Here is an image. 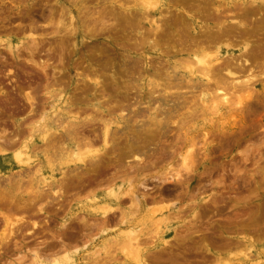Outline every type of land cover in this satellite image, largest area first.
<instances>
[{"label":"rangeland","instance_id":"obj_1","mask_svg":"<svg viewBox=\"0 0 264 264\" xmlns=\"http://www.w3.org/2000/svg\"><path fill=\"white\" fill-rule=\"evenodd\" d=\"M248 3L0 0V264H264V1ZM192 54L218 58L212 80ZM219 84L231 104L210 112Z\"/></svg>","mask_w":264,"mask_h":264},{"label":"bare ground","instance_id":"obj_2","mask_svg":"<svg viewBox=\"0 0 264 264\" xmlns=\"http://www.w3.org/2000/svg\"><path fill=\"white\" fill-rule=\"evenodd\" d=\"M21 1H22V0H21ZM35 1H36V0H35ZM74 1H75V0H74ZM263 1H264V0H249V1L240 0L241 5H242L243 8H244L245 6H247V4H246L247 2H250V3H248L249 5H250V4H252V5L256 4V5H254V6L257 7V6H260V4L263 3ZM147 2H149V1H147ZM208 2H209V1H208ZM217 2H218V1H217ZM260 2H262V3H260ZM232 3H233V2H232ZM259 3H260V4H259ZM117 4H118V3H117ZM148 4H149V3H148ZM148 4H147V6H148ZM203 4H204V3H203ZM206 4H207V3H206ZM206 4H204V5H206ZM209 4H210V2H209ZM230 4H231V3H230ZM236 4L239 5V3H236ZM245 4H246V5H245ZM136 5H137V4H136ZM154 5H155V4H154ZM228 5H229V3H228ZM233 5H234V3H233ZM243 5H245V6H243ZM31 6H33V5L31 4ZM80 6H81V5H80ZM194 6H195V5H194ZM148 7H149V6H148ZM214 7H215V6H214ZM231 7H232V6H231ZM233 7H235V6H233ZM233 7H232L233 11H235V12L237 13L238 11H236V9H234ZM240 7H241V6H240ZM216 8H217V7H216ZM228 8H229V6H228ZM235 8H236V7H235ZM245 8H246V7H245ZM245 8H244V9H245ZM257 8H258V7H257ZM31 9H32V8H31ZM224 9H226V8L224 7ZM229 9H231V8H229ZM237 9H238V7H237ZM244 9H243V10H244ZM70 10H71V9H70ZM227 10H228V9H227ZM247 10H248V9H246V11H247ZM147 11H148V9H147ZM197 11H198V10H197ZM229 12H230V11H229ZM243 12H244V11H243ZM258 12H259V11H258ZM96 13H97V12H96ZM111 13H113V12H111ZM224 13H225V12H224ZM238 13H239V12H238ZM238 13H237V14H238ZM241 13H242V12H241ZM244 13H245V12H244ZM97 14H98V13H97ZM97 14H96V15H97ZM137 14H138V13H137ZM233 14H234V13H233ZM239 14H240V13H239ZM239 14H238V15H239ZM47 15H48V14H47ZM142 15H143V14H142ZM206 15H207V14H206ZM210 15H212V14H210ZM219 15H220V14H219ZM234 15L236 16V14H234ZM238 15H237V16H238ZM247 15H248V13H246V16H244V15H243V16H244V18L247 17V20H248V18H249L248 16H250V15H248V16H247ZM40 16H41V15H40ZM92 16H93V15H92ZM114 16H115V15H113V17H114ZM116 16H117V15H116ZM202 16H203V15H202ZM217 16H218V15H217ZM225 16H226V15H225ZM232 16H233V15H232ZM235 16H233V18H236ZM240 16H241V14H240ZM243 16H241V17H243ZM48 17H49V16H48ZM94 17H95V16H94ZM96 17H97V16H96ZM98 17H99V15H98ZM100 17H101V16H100ZM117 17H118V16H117ZM119 17H120V16H119ZM121 17H122V16H121ZM142 17H144V16H142ZM145 17H146V16H145ZM230 17H231V16H230ZM241 17H240V18H241ZM262 17H263V16H262ZM54 18H55V17H54ZM56 18H57V17H56ZM123 18H124V17H123ZM207 18H208V17H207ZM222 18H223V16H222ZM224 18H225V17H224ZM226 18H227V17H226ZM238 18H239V17H238ZM252 18H253V16H252ZM92 19H93V18H92ZM100 19L103 20L102 17H101ZM100 19L97 18V20L100 21L99 23H102V24L104 25V22H103V21L101 22ZM126 19H127V18H125V20H126ZM128 19H129V18H128ZM144 19H145V18H144ZM220 19H221V18H220ZM245 19H246V18H245ZM245 19H244V20H245ZM256 19H257V18H256ZM263 19H264V18H263ZM118 20H119V19H118ZM153 20H154V19H153ZM153 20H152V21H153ZM208 20H209V19H208ZM212 20H213V19H212ZM232 20H235V19H232ZM237 20H239V19H236L235 21H237ZM51 21H52V19H51ZM95 21H96V20H95ZM95 21H94L93 23L96 24L98 21H97V22H95ZM104 21H105V20H104ZM239 21H240V20H239ZM248 21H250V19H249ZM253 21H254V20H253ZM263 21H264V20H263ZM91 22H92V21H91ZM125 22H126V21H125ZM130 22H131V21H130ZM139 22H140V21H139ZM244 22H245V21H244ZM258 22H259V21H258ZM56 23H57V22H56ZM99 23H98V24H99ZM106 23H108V22H106ZM106 23H105V27H106ZM153 23L156 25V23H159V22H156V21L154 22V21H153ZM218 23H219V22H218ZM218 23H215V24H218ZM223 23H224V22H223ZM232 23H233V22H232ZM246 23H247V22H246ZM102 24H101V25H102ZM136 24H137V23H136ZM148 24H149V23H148ZM191 24H192V23H191ZM219 24H221V23H219ZM103 25H102V28L104 27ZM137 25H138V24H137ZM221 25H222V24H221ZM221 25H220V26H221ZM225 25H227V24H224V27H225ZM259 25H260V24H259ZM30 26H31V25H30ZM58 26H59V25H58ZM86 26H87V25H86ZM158 26H159V25H158ZM184 26H185V25H184ZM257 26H258V25H257ZM92 27H93V26H92ZM94 27H97V28H98L99 25H96V26H94ZM105 27H104V28H105ZM133 27H134V26H133ZM217 27H219V26H215L214 28H217ZM239 27H240V26H239ZM243 27H244V25H243ZM19 28H20V27H19ZM86 28H87V27H86ZM102 28H101V29L99 28V29L102 30ZM154 28H155V27H154ZM159 28H160V26L158 27V29H159ZM186 28H187V27H186ZM186 28H185V29H186ZM206 28H207V27H206ZM211 28H212V27H211ZM222 28H223V27H222ZM260 28H261V27H260ZM91 29H92V28H91ZM105 29H106V28H105ZM113 29H114V28H113ZM187 29H188V28H187ZM187 29H186V31H188ZM193 29H194V28H193ZM200 29H201V28H200ZM219 29H220V28H219ZM223 29H224V28H223ZM225 29H226V27H225ZM11 30H12V29L10 28V31H11ZM87 30H88V29H87ZM87 30H86V31H87ZM97 30H98V29H97ZM97 30H96V31H97ZM103 30H104V29H103ZM204 30L207 32L206 29H204ZM204 30H203V31H204ZM214 30H215V29H214ZM214 30H213V31H214ZM220 30H221V29H220ZM220 30H218V31H220ZM8 31H9V30H8ZM53 31H57V29H55V30H53ZM74 31H75V30H74ZM94 31H95V28H94ZM98 31H99V30H98ZM107 31H108V30H107ZM183 31H184V29H183ZM208 31H209V30H208ZM216 31H217V29H216ZM224 31H225V30H224ZM224 31H222V32H224ZM252 31H253V30H252ZM58 32H59V29H58ZM60 32H62V31H60ZM87 32H88V31H87ZM91 32H92V31H91ZM214 32H215V31H214ZM222 32L220 31V34H221ZM62 33H63V32H62ZM82 33H83V32H82ZM96 33H97V32H96ZM96 33H95V34H96ZM202 33H203V32H202ZM224 33H225V32H224ZM224 33H222L221 35L223 36ZM45 34H46V33H45ZM84 34H85V33H84ZM98 34H99V33H98ZM98 34H97V36H98ZM225 34H226V33H225ZM231 34H232V33H231ZM239 34H241V33H239ZM28 35H29V34H28ZM32 35H33V34H32ZM51 35H52V34H51ZM89 35H91V34H89ZM92 35H93V34H92ZM184 35H185V32H184ZM202 35H203V34H202ZM204 35H205V34H204ZM207 35H208V33L206 34V36H207ZM226 35H227V34H226ZM226 35H225V36H226ZM232 35H233V34H232ZM39 36H40V35H39ZM79 36H80V35H79ZM85 36H86V35H85ZM143 36H144V34H143ZM158 36H159V35H158ZM158 36H157V37H158ZM188 36H190V34H189ZM233 36H237V35H233ZM233 36H232V37H233ZM30 37H31V36H30ZM80 37L83 38L84 36L81 35ZM155 37H156V36H155ZM184 37H185V36H184ZM186 37H187V36H186ZM186 37H185V38H186ZM203 37H204V36H203ZM203 37H201V38H203ZM207 37H208V36H207ZM239 37H240V36H239ZM239 37H238V38H239ZM77 38H78V36H77ZM133 38H134V37H133ZM143 38H144V37H143ZM145 38H146V36H145ZM213 38H215V37H213ZM225 38H226V37H225ZM234 38H235V37H234ZM32 39H34V38H31V40H32ZM138 39H139V38H138ZM138 39H137V40H138ZM190 39H191V38H190ZM210 39H211V38H210ZM223 39H224V38H223ZM232 39H233V38H232ZM242 39H244V38H242ZM246 39H247V38H246ZM39 40H40V39H39ZM135 40H136V39H135ZM139 40H140V39H139ZM143 40H144V39H143ZM152 40H153V39H152ZM154 40H155V39H154ZM230 40H231V39H230ZM253 40H254V39H253ZM33 41H34V40H33ZM33 41H32V42H33ZM61 41H62V39H61ZM141 41H142V40H141ZM192 41H193V40H192ZM210 41H211V40H210ZM216 41H217V40H216ZM227 41H228V40H227ZM240 41H241V40H240ZM248 41H250V40H248ZM34 42H35V41H34ZM139 42H140V41H139ZM139 42H138V43H139ZM194 42H195V41H194ZM201 42H202V41H201ZM241 42H242V41H241ZM252 42H253V41H252ZM25 43H26V41H25ZM28 43H29V41H28ZM136 43H137V42H136ZM142 43H143V42H142ZM196 43H198V42H196ZM213 43H215V40L213 41ZM228 43H229V42H228ZM231 43H232V42H231ZM62 44H63V43H62ZM62 44H60V45H62ZM201 44H203V42H202ZM210 44H211V42H210ZM216 44H217V43H216ZM31 45H32V44H31ZM136 45H138V44H136ZM142 45H143V44H142ZM142 45H141V46H142ZM190 45H191V44H190ZM193 45H194V44H193ZM198 45H200V44H198ZM27 46H28V45H27ZM32 46H33V45H32ZM133 46H134V44H133ZM200 46H201V45H200ZM211 46H212V45H211ZM24 47H25V46H24ZM30 47H31V46H30ZM136 47H137V46H136ZM187 47H188V46H187ZM187 47H186V48H187ZM190 47H191V46H189L188 48H190ZM197 47H199V46H197ZM208 47H209V46H208ZM226 47H227V46H226ZM134 48H135V46H134ZM138 48H140V47H138ZM193 48H194V47H193ZM203 48H204V47H203ZM26 49H28V48H26ZM60 49H61V48H60ZM62 49H63V48H62ZM195 49H196V48H195ZM195 49H194V50H195ZM198 49H199V48H198ZM15 50H16V49H15ZM49 50H51V49H49ZM52 50H53V49H52ZM134 50H135V49H134ZM188 50H189V49H187V51H188ZM190 50H191V49H190ZM247 50H248V48H247ZM16 51L18 52V50H16ZM27 51H28V50H27ZM53 51H54V50H53ZM10 52H11V51H9V53H10ZM192 52H193V51H192ZM206 52H207V51H206ZM249 52H250V51H249ZM186 53H187V52H186ZM204 53H205V52H204ZM28 54H29V52H28ZM30 54H31V52H30ZM34 54H35V52H34ZM192 55H193V54H192ZM199 55H200V54H199ZM204 55H205V54H203L202 56H201V55H200V56L193 55V56H194V62H193V64H194V65L197 64V65H196V68H197V66H198V70H199V72L201 71V76H202L205 80L209 81V80H212L211 77H213V75H214V74L212 73V70H213V67L216 66L215 63L218 61V58L214 59V60L211 61V62L209 61V62H210V63H209V62L206 61V59H207L206 57L210 58V56H213V54L210 55V56H207V55H206V57H205ZM243 55H245V54H243ZM17 56H18V55H17ZM17 56H16V57H17ZM29 56H30V55H29ZM32 57H33V56H32ZM224 57H225V56H224ZM226 57H227V56H226ZM231 57H232V56H231ZM240 57H241V56H240ZM30 58H31V57H30ZM228 58H229V57H228ZM233 58H234V57H233ZM237 58H238V57H237ZM244 58H245V57H244ZM147 59H148V58L146 57V61H147ZM239 59H240V58H239ZM186 60H187V58H186ZM208 60H209V59H208ZM222 60H225V59H222ZM227 60H228V59H227ZM150 61H151V60H150ZM220 61H221V60H220ZM241 61H242V60H241ZM148 62H149V61H148ZM218 62H219V61H218ZM226 62H227V61H226ZM235 62H236V61H235ZM141 63H142V62H141ZM149 63H150V62H149ZM165 63H166V62H165ZM186 63H190L189 60H188V62H186ZM228 63H229V62H228ZM236 63H237V62H236ZM137 64H138V63L136 62V65H135V63H134L133 66H134V67H135V66L137 67ZM145 64H146V62H145ZM219 64H221V63L219 62ZM223 64H224V63H223ZM229 64H230V63H229ZM237 64H238V63H237ZM241 64H242V63H241ZM247 64H248V63H247ZM186 65H187V64H186ZM232 65H233V64H232ZM143 66H144V65H143ZM150 66H151V65H150ZM223 66H224V65H223ZM230 66H231V65H228V64L226 65V63H225V67H224V69H225V71L227 72L228 75H233L232 70H230V68H229ZM234 66H235V65H234ZM234 66H233V67H234ZM236 66H237V65H236ZM128 67H129V66H128ZM134 67H133V68H134ZM136 67H135V68H136ZM138 67H139V65H138ZM160 67H161V66H160ZM220 67H221V66H220ZM162 68H163V67H162ZM186 68H187V70H189V72H190L191 74L196 75V72H195V70H194V68H195L194 66L191 67L190 65H187ZM217 68H219V67H217ZM217 68H215V69L217 70ZM234 68H235V67H234ZM140 69H141V65H140ZM219 69H220V68H219ZM219 69H218V71H219ZM221 69H222V68H221ZM231 69H232V68H231ZM235 69H236V68H235ZM141 70H142V69H141ZM164 70H165V69H164ZM238 70H240V69H237V70H235V71H238ZM242 70H243V69H242ZM134 71H135V69H134ZM137 71H138V68H137ZM159 71H161V70H159ZM165 71H168V70H165ZM214 71H215V70H214ZM132 72H133V70H132ZM135 72H136V71H135ZM135 72H134V73H135ZM220 72H221V71H220ZM128 73H129V72H128ZM130 73H131V72H130ZM136 73H137V72H136ZM158 73H159V72H158ZM158 73H157V74H158ZM215 73H216V72H215ZM239 73H241V72H239ZM239 73H238V74H239ZM137 74H138V73H137ZM140 74H141V73H140ZM161 74H162V72H161ZM161 74H159V75H161ZM171 74H173V73H171ZM220 74L223 75L222 73H220ZM134 75H135V74H133V76H134ZM164 75H165V74H164ZM216 75H217V74H216ZM225 75H226V74H225ZM241 75H242V74H241ZM95 76L97 77V75H95ZM95 76H94V77H95ZM166 76H167V75H166ZM173 76H175V75H173ZM189 76H190V75H189ZM191 76H192V75H191ZM239 76H240V75H239ZM247 76H248V75H247ZM99 77H100V75H99ZM158 77H159V76H158ZM160 77H161V76H160ZM215 77H217V76H215ZM219 77H220V76H219ZM219 77H218V79H219ZM222 77H223V76H222ZM228 77L230 78L231 76H228ZM244 77H245V76H244ZM86 78H87V77H86ZM115 78H116V77H114V79H115ZM163 78H164V77H163ZM165 78H166V77H165ZM165 78H164V79H165ZM167 78H168V77H167ZM167 78H166V79H167ZM175 78H177V77H175ZM179 78H180V77H179ZM179 78H178V79H179ZM220 78H221V77H220ZM223 78L225 79V77H223ZM252 78H254V77H253V76H252V77L250 76V79H252ZM89 79H91V78H89ZM164 79H163V80H164ZM169 79H170V76H169ZM173 79H174V78H173ZM214 79H215V78H214ZM232 79H233V80L231 81V79H230L229 82L231 83L232 88L235 89V90L230 89V88H229V89H230V91L233 90V93H234V91H236L237 89H239V91L237 90L239 95H241V93H239V92H240V89H241L242 87H241V88H236V85H237V87H238V85H239V87H240L242 84L240 85L239 83H242V82H244L243 86H244V85H248L247 83H249V82L251 81V80H249V77H248V79H246V80H244L245 78H244V79L241 78V79L243 80L242 82H240V81L238 80L239 78H237V81L234 80V79H235V76H234V78H232ZM241 79H240V80H241ZM95 80H96V78H95ZM97 80H98V79H97ZM160 80H161V79H160ZM170 80H171V79H170ZM215 80H216V79H215ZM225 80H226V79H225ZM92 81H93V80H92ZM131 81H132V80H131ZM175 81H176V80H175ZM185 81H186V80H185ZM188 81H191V79L188 80ZM218 81H219V80H218ZM218 81H217V82H218ZM220 81H221V80H220ZM252 81H253V80H252ZM98 82H99V81H98ZM98 82L95 81L94 84L97 85ZM177 82H178V81H177ZM224 82H225V81H224ZM226 82H227V81H226ZM234 82H235V83H234ZM104 83H105V82H104ZM188 83H190V82H188ZM208 83H209V82H208ZM215 83H216V81H215ZM230 83H228V84H230ZM232 83H234V84H232ZM251 83H252V82H250V84H251ZM129 84H130V82H129ZM129 84H128V85H129ZM131 84H132V83H131ZM161 84H162V83H161ZM216 84H217V83H216ZM228 84H227V85H228ZM174 85H175V84H174ZM185 85H187V84L185 83ZM189 85H190V84H189ZM196 85H198V84L196 83ZM206 85H207V84H206ZM214 85H215V84H214ZM221 85H222V84H221ZM221 85H220V84H219V86L217 85L215 91L213 90L214 92H217V94L213 92L215 96L212 94L213 97H212V99H210V100L212 101V100L215 98V100H213L212 103H211V104H212V105H211V108L208 107V110H209V108H210V112H211V109H212V112H213V110L216 111V112H219V111H221L222 109H229V106H230V104H231V103H230V102H231V100H230V94H232V92H229V93H228V89H227L226 86H225V87L223 86V89H221V88H220V87H222ZM129 86H130V85H129ZM132 86H133V84H132ZM158 86H159V85H158ZM166 86H167V85H166ZM168 86H170V85H168ZM191 86H192V85H191ZM202 86H203V85H202ZM228 86L230 87V85H228ZM126 87H128V86H126ZM194 87H195V86H194ZM206 87H207V86H206ZM206 87H205V88H206ZM244 87H245V86H244ZM244 87H243V88H244ZM246 87H247V86H246ZM248 87H249V86H248ZM248 87H247V88H248ZM250 87H251V85H250ZM250 87H249V88H250ZM129 88H130V87H129ZM154 88H155V87H154ZM167 88H168V87H167ZM167 88H166V89H167ZM177 88H178V85H177ZM179 88H180V86H179ZM201 88H202V87H201ZM203 88H204V87H203ZM243 88H242V89H243ZM169 89H170V88H169ZM173 89H174V88H173ZM208 89H210V88L208 87ZM126 90H127V89H126ZM178 90H179V89H178ZM188 90H190V89H188ZM244 90H245V88H244ZM246 90H248V89H246ZM249 90H250V89H249ZM249 90H248V91H249ZM149 91H150V90H149ZM180 91H181V90H180ZM203 91H204V90H203ZM206 91H207V90H206ZM208 91H209V90H208ZM104 93H105V92H104ZM247 93H249V92H247ZM248 95H250V94H248ZM251 95H252V94H251ZM251 95L248 96L249 99H250ZM198 96H199V95H198ZM235 96H236V93H235ZM235 96H234V97H235ZM125 97H126V96H125ZM128 97H129V96H128ZM128 97H127V98H128ZM140 97H141V96H140ZM231 97H232V95H231ZM237 97H238V96H237ZM237 97H235V98H237ZM132 98H133V97H132ZM137 98H138V96H137ZM137 98H135V99H137ZM139 99H140V98H139ZM166 99H167V98H166ZM238 99H239V97H238ZM118 100H119V99H118ZM133 100H134V99H133ZM178 100H179V99H178ZM208 100H209V99H208ZM236 100H237V99H236ZM136 102H138V101H136ZM100 103H101V102H100ZM138 103H139V102H138ZM173 103H174V102H173ZM237 103H238V105H239V107H240V105L242 104V100H240V99H239V101L237 100L236 105H237ZM136 104H137V103H136ZM136 104H135V105H136ZM176 104H177V103H176ZM208 104H210V103H207L206 105L208 106ZM131 105H132V104H131ZM206 105H205V107H207ZM231 106H232V105H231ZM168 107H169V106H168ZM129 108H130V107H129ZM131 108H132V107H131ZM170 108H171V107H170ZM213 108H214V109H213ZM240 108H241V107H240ZM119 109H120V108H119ZM132 109H133V108H132ZM168 109H169V108H168ZM238 109H239V108H238ZM94 110H95V109H94ZM205 110H207V108H206ZM67 111H68V110H67ZM122 111H123V110H122ZM134 111H135V110H134ZM134 111H133V112H134ZM226 111H227V110H226ZM99 112H100V111H99ZM108 112H109V111H108ZM216 112H214V113H216ZM97 113H98V111H97ZM135 113H136V112H135ZM214 113H212V114H214ZM106 114H108V113L106 112ZM122 114H124V113L122 112ZM72 115H73V114H72ZM138 115H139V114H138ZM120 117L123 118V115H120ZM120 117L117 118V119H118V120L121 119ZM232 117H233V116H232ZM232 117H231V118H232ZM72 118H73V119H76L75 117H72ZM109 118H110V117H109ZM139 118H140V117H139ZM82 120H83V119H82ZM77 121H78V120H77ZM93 121H94V120H93ZM108 121H109V120H108ZM86 122H87V121H86ZM80 123H81V122H80ZM89 123H90V122H89ZM110 123H111V122H107V124H104V131H103V143H104V145H105V144H108L107 140H110V139H108V137H109V135H108V133H109L108 130H111V129H109V125H110ZM124 123H125V121H124ZM124 123H123L122 125H124ZM127 123H128V122H127ZM59 124H60V123H59ZM115 124H116V123H115ZM72 125H73V124H72ZM74 125H75V124H74ZM118 125H119V124H118ZM77 126H78V125H77ZM58 127H59V126H58ZM70 127H71V125H70ZM70 127H69V129H70ZM74 127H75V126H74ZM81 127H82V126H81ZM124 128H125V127H124ZM69 129H67L68 132H69ZM77 129H78V128H77ZM63 130H64V129H63ZM81 130H82V129H81ZM76 131H77V130H76ZM74 132H75V131H74ZM115 132H116V131H115ZM47 133H49V132L47 131ZM71 133H73V132H71ZM77 133H78V132H77ZM45 134H46V132H45ZM45 134H44V135H45ZM49 134H51V133H49ZM49 134H47V135H49ZM59 134H60V133H59ZM59 134H58V135H59ZM60 135H61V134H60ZM60 135H59V136H60ZM65 135H66V133H65ZM107 135H108V137H107ZM66 136H67V135H66ZM75 136H77V135H75ZM75 136H73V137H75ZM43 137H44V136H43ZM46 137H47V136H46ZM46 137H45V138H46ZM48 137H50V136H48ZM48 137H47V139H49ZM53 137H54V136H53ZM60 137H61V136H60ZM62 137H63V136H62ZM69 137H70V136H69ZM106 137H107V138H106ZM63 138H64V137H63ZM109 138H110V137H109ZM106 139H107V140H106ZM112 139H113V138H112ZM53 140L55 141V138H54ZM58 140H60L59 137H58ZM66 140H67V139H66ZM113 140H114V139H113ZM50 141H51V140H50ZM141 141H142V140H141ZM43 142H44V140H43ZM51 143H53V141H52ZM55 143H56V142H55ZM110 143H111V140H110ZM140 143H141V142H140ZM11 144H12V143H11ZM49 144H50V143H49ZM49 144H48V145H49ZM59 144H60V143H59ZM77 144H78V143H77ZM137 144H138V143H137ZM50 145H51V144H50ZM85 145H86V144H85ZM145 145H146V144H145ZM44 146L46 147V145H44ZM106 146H107V145H106ZM139 146H140V145H139ZM10 147H12V146H10ZM47 147H49V146H47ZM47 147H46V148H47ZM55 147H56V146H54V148H55ZM107 147H108V146H107ZM132 147H133V146H132ZM134 147H135V146H134ZM134 147H133V148H134ZM136 147H137V146H136ZM35 148H36V147H35ZM43 148H44V147H43ZM43 148H42V149H43ZM46 148H45V149H46ZM88 148H89V147H88ZM90 148H91V147H90ZM31 149H32V148H31ZM47 149H48V148H47ZM49 149H50V148H49ZM82 149H83V148H82ZM191 149H192V148H191ZM191 149H190V150H191ZM34 150H35V149H34ZM36 150H37V149H36ZM50 150H51V149H50ZM56 150H57V149H56ZM139 150H140V149H139ZM190 150H187V151H190ZM32 151H33V150H32ZM84 151H85V150H84ZM72 152H73V151H72ZM76 152H77V153H76ZM76 152H75L74 154L72 153L73 156H72V154L70 155V156L72 157L71 159H69L68 161H67V160H65V161H66L67 163H69V162H73V161L82 162V159H83L84 157L81 158L82 156H80V155L78 154V151H76ZM86 153H87V152H86ZM92 153H93V152H91V154H92ZM116 153H117V151H116ZM137 153H138V152H137ZM81 154H82V153H81ZM84 154H85V153H84ZM84 154H82V155L84 156ZM89 154H90V153H89ZM96 154H97V153H96ZM186 154H187V153H186ZM49 155H50V154H49ZM100 155H102V154H100ZM118 155H119V154H118ZM187 155H188V154H187ZM187 155H186V156H187ZM13 156H15L16 159H20V157H21V152L18 150V151H16L15 155H13ZM43 156H44V155H43ZM50 156H51V155H50ZM70 156H69V157H70ZM102 156H103V155H102ZM102 156H101V157H102ZM183 156H184V155H183ZM186 156L183 157L184 160L186 159ZM95 157H96V156H95ZM191 157H192V156H191ZM97 158H98V157H97ZM99 158H100V157H99ZM84 159H85V158H84ZM84 159H83V160H84ZM95 159H96V158H95ZM95 159H94V160H95ZM187 159H189V158H187ZM99 160H100V159H99ZM47 161H48V160H47ZM84 161H85V160H84ZM191 161H192V160H191ZM182 163H183V162H182ZM187 163H188V162H187ZM191 163H192V162H191ZM84 164H85V162H84ZM184 164H185V163H183L182 165H184ZM189 165L191 166L190 163H189ZM95 166H96V164H95ZM185 166H186V165H185ZM186 167H187V166H186ZM183 168H184V167H183ZM187 168H188V167H187ZM184 169H186V168H184ZM191 169H192V167H191ZM188 170H189V168H188ZM177 175H178V174L176 173V176H177ZM171 176H172V175H171ZM176 176L174 175V177H176ZM179 176H180V175H179ZM176 180H177V179H176ZM178 180H179V179H178ZM165 181H166V180H165ZM41 189H42V188H41ZM57 192H58V191H57ZM55 193H56V192H55ZM111 194H112V192H111ZM48 195H49V194H48ZM55 195H57V193H56ZM115 195H116V194H115ZM123 196H124V194H123ZM116 200H117V198H116ZM134 205H135V203H134ZM101 207H102V206H101ZM104 207H105V209L107 208L106 206H104ZM110 207H111V206H110ZM98 208H99V207H98ZM116 208L118 209V207H116ZM107 210H108V209H107ZM109 210H110V209H109ZM111 210H112V209H111ZM111 210H110V211H111ZM101 211H102V209H101ZM255 214H256V213H255ZM247 215H248V214H247ZM247 215H246V216H247ZM260 215H261V213H260ZM105 216H106V215H105ZM255 217H257V216H255ZM258 217H259V215H258ZM122 218H123V217H122ZM252 218H253V217H251V219H252ZM118 219H119V218H118ZM254 219L257 220V218H254ZM20 220H21V219H20ZM103 220H105V219H103ZM106 220H107V219H106ZM106 220H105V221H106ZM99 221H100V220H99ZM105 221H103V223H104ZM118 221H119V220H118ZM101 222H102V221H101ZM33 224H34V223H33ZM104 224H106V223H104ZM104 224H103V226H104ZM107 224H108V223H107ZM114 224H115V223H114ZM108 225H109V224H108ZM108 225H107V226H108ZM105 226H106V225H105ZM224 229H225V228H224ZM232 230H233V229H232ZM237 230H238V229H237ZM254 230H255V229H254ZM126 232H127V233H126ZM126 232H124V233H126V234H125L126 237H127V234H128V236H129L128 238H129L130 240H132L131 236H133L134 231H126ZM251 232H252V231H251ZM236 233H237V232H236ZM239 233H240V232H239ZM196 234H197V233H196ZM183 235H185V234H183ZM241 235H242V234H241ZM188 236H189V235H188ZM180 237H181V236H180ZM174 239H175V238H174ZM125 240H126V239H125ZM130 240H129V242L125 241V243H126V242H127V244L131 243ZM180 240H181V239H180ZM185 240H186V239H185ZM134 241H135V240H134ZM220 241H221V239H220ZM122 242H123V241H122ZM137 242H138V240L135 241V243H133V244H134V245H135V244L138 245ZM183 242H184V240H183ZM223 242H224V241H223ZM141 243H142V242H141ZM144 243H145V242H144ZM148 243H149V242H148ZM163 243H164V242H163ZM180 243H181V242H180ZM213 243H214V242H213ZM225 243H226V242H225ZM238 243H239V242H238ZM123 244H124V243H123ZM219 244H221V243H219ZM223 244H224V243H223ZM228 244H229V243H228ZM116 245H118V244L116 243ZM129 245H130L129 247L132 246L131 244H129ZM214 245H216V244H214ZM126 247H127V246H126ZM132 248L134 249V247H132ZM136 248H137V247H136ZM124 249H125V248H124ZM215 249H216V248H215ZM127 250H128V249H127ZM131 250H132V249L130 248V252H131ZM220 250H221V249H220ZM123 251H124V250H123ZM132 251H135V249L132 250ZM164 251H165V250H164ZM130 252H128V253H130ZM158 252H159V251H158ZM184 252H185V251H184ZM131 253H132V252H131ZM134 253H137V250H136V252H134ZM152 253H153V252H152ZM181 253H182V252H181ZM202 253H203V252H202ZM147 254H148V253H147ZM153 254H155V253H153ZM156 254H157V253H156ZM158 254H159V253H158ZM164 254H165V253H164ZM135 255H136V254H135ZM135 255H134L133 258L136 259L137 256H135ZM149 255H151V254H149ZM149 255H148V256H149ZM166 255H167V254H166ZM169 255H170V254H169ZM128 256H131V255H128ZM146 256H147V255H146ZM155 256H156V255H155ZM157 256H158V255H157ZM174 256H175V255H174ZM180 256H181V255H180ZM149 257H150V256H149ZM161 257H163V256H161ZM161 257H160V258H161ZM169 257H170V256H167V258H169ZM172 257H173V256H172ZM63 258H64V257H63ZM133 258H131V259H133ZM66 259H67V256H66ZM145 259H146V257H145ZM148 259H149V258H148ZM68 260H69V259H68ZM68 260H67V261H68ZM159 260H160V259H159ZM161 260H162V259H161ZM175 260H176V259H175ZM175 260H174V261H175ZM69 261H70V260H69ZM69 261H68V262H69ZM156 262H157V261H156ZM55 263H56V260H55L54 264H55ZM62 263H63V262H62ZM56 264H57V263H56ZM58 264H59V262H58Z\"/></svg>","mask_w":264,"mask_h":264}]
</instances>
